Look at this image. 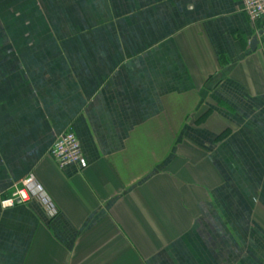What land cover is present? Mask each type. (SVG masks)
<instances>
[{"label":"crops","instance_id":"obj_1","mask_svg":"<svg viewBox=\"0 0 264 264\" xmlns=\"http://www.w3.org/2000/svg\"><path fill=\"white\" fill-rule=\"evenodd\" d=\"M66 131L82 170L49 155ZM28 178L54 212L0 207V264H264V17L0 0V201Z\"/></svg>","mask_w":264,"mask_h":264},{"label":"built area","instance_id":"obj_2","mask_svg":"<svg viewBox=\"0 0 264 264\" xmlns=\"http://www.w3.org/2000/svg\"><path fill=\"white\" fill-rule=\"evenodd\" d=\"M243 11L251 22H256L264 17V0H241ZM50 157L59 169L74 166L79 170L87 166L78 138L71 131L57 135L49 150ZM33 198L40 200L51 213L54 206L44 195L42 189L35 184L33 178L25 179L14 189L10 197L0 201L2 209L12 208L17 203H28Z\"/></svg>","mask_w":264,"mask_h":264},{"label":"water","instance_id":"obj_3","mask_svg":"<svg viewBox=\"0 0 264 264\" xmlns=\"http://www.w3.org/2000/svg\"><path fill=\"white\" fill-rule=\"evenodd\" d=\"M256 44H257V39H256V38L252 39V41H251V43H250V47H251V49H253V48L255 47Z\"/></svg>","mask_w":264,"mask_h":264},{"label":"trees","instance_id":"obj_4","mask_svg":"<svg viewBox=\"0 0 264 264\" xmlns=\"http://www.w3.org/2000/svg\"><path fill=\"white\" fill-rule=\"evenodd\" d=\"M226 133H227V132L225 131L223 134H221V135L217 136V139H220V138H222V137L226 136ZM8 197H9V196H8ZM8 197H6V198H8ZM6 198H5V199H6Z\"/></svg>","mask_w":264,"mask_h":264}]
</instances>
